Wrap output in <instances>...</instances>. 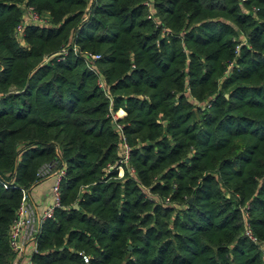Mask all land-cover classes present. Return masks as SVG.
I'll return each instance as SVG.
<instances>
[{
	"label": "trees",
	"instance_id": "16d2710c",
	"mask_svg": "<svg viewBox=\"0 0 264 264\" xmlns=\"http://www.w3.org/2000/svg\"><path fill=\"white\" fill-rule=\"evenodd\" d=\"M50 161L33 264H264V0H0V264Z\"/></svg>",
	"mask_w": 264,
	"mask_h": 264
},
{
	"label": "built area",
	"instance_id": "2783aa9c",
	"mask_svg": "<svg viewBox=\"0 0 264 264\" xmlns=\"http://www.w3.org/2000/svg\"><path fill=\"white\" fill-rule=\"evenodd\" d=\"M28 16L26 17V15ZM39 14H36L31 7H25L24 15L21 18V21L16 25L15 32L20 34L23 26L25 25H37L41 26L44 24H39L40 20L38 17ZM46 25V23H45ZM73 52L78 54L82 59L83 64L86 68L96 73V85L102 91L105 97L109 98V93L107 86L98 77V74L92 62L98 58L97 55H91L89 53L76 52L73 48ZM64 53V52H61ZM117 118L114 113L111 114V121L118 135V146H117V156L118 159L114 165H108V170H115L117 175H123L124 171H127L132 175V169L128 164L129 156V147L124 140V136L121 132V126L115 122ZM55 161H50L43 164L36 172V177L38 178L39 183L47 178H52L50 183V201L45 205L39 212L36 211L34 206L25 199V192H22L21 200L16 208L15 216L13 221L9 226L8 231V244L11 250L14 252V260L12 264H19L21 261H24L23 264H33L30 260V254L36 252L35 242L37 235L40 231V227L45 219H48L52 215L54 208L59 207V181L65 174V168L63 164L55 165ZM53 167V168H52ZM243 235L252 243H255L256 240L252 235L248 225L244 224Z\"/></svg>",
	"mask_w": 264,
	"mask_h": 264
},
{
	"label": "crops",
	"instance_id": "0c3cea01",
	"mask_svg": "<svg viewBox=\"0 0 264 264\" xmlns=\"http://www.w3.org/2000/svg\"><path fill=\"white\" fill-rule=\"evenodd\" d=\"M114 115L116 118H121L124 115V111L122 109H118L114 112ZM51 179V177L44 179L25 192V199L34 206L37 212H39L50 201ZM23 263L24 261H21L19 264Z\"/></svg>",
	"mask_w": 264,
	"mask_h": 264
},
{
	"label": "rangeland",
	"instance_id": "374dc122",
	"mask_svg": "<svg viewBox=\"0 0 264 264\" xmlns=\"http://www.w3.org/2000/svg\"><path fill=\"white\" fill-rule=\"evenodd\" d=\"M27 14V13H26ZM28 16V14L26 15V17ZM38 17H39V20H40V22H39V24L41 25V24H47V17L44 15V14H39L38 15ZM125 140V139H124ZM126 142V141H125ZM128 145V144H127ZM116 153H117V149H116ZM56 164H53V166H54V168L56 167L55 166ZM53 168V167H52ZM122 176H120L119 174L117 175V178H121Z\"/></svg>",
	"mask_w": 264,
	"mask_h": 264
},
{
	"label": "water",
	"instance_id": "95a60500",
	"mask_svg": "<svg viewBox=\"0 0 264 264\" xmlns=\"http://www.w3.org/2000/svg\"><path fill=\"white\" fill-rule=\"evenodd\" d=\"M73 208H76V204L73 205Z\"/></svg>",
	"mask_w": 264,
	"mask_h": 264
}]
</instances>
